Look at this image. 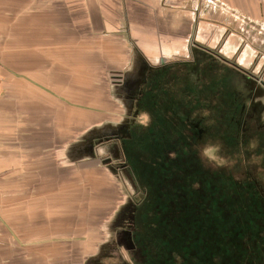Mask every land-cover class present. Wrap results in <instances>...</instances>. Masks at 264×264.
Here are the masks:
<instances>
[{
	"label": "crops",
	"instance_id": "crops-1",
	"mask_svg": "<svg viewBox=\"0 0 264 264\" xmlns=\"http://www.w3.org/2000/svg\"><path fill=\"white\" fill-rule=\"evenodd\" d=\"M210 63L238 72L228 101L262 132L264 0H0V264H107L106 239L90 248L55 229L66 187L97 158L83 141L99 126L67 127L66 108L99 94L112 106L119 73L172 65L180 84Z\"/></svg>",
	"mask_w": 264,
	"mask_h": 264
},
{
	"label": "rangeland",
	"instance_id": "rangeland-1",
	"mask_svg": "<svg viewBox=\"0 0 264 264\" xmlns=\"http://www.w3.org/2000/svg\"><path fill=\"white\" fill-rule=\"evenodd\" d=\"M222 68L223 65L218 63L207 64L202 68L205 76H207L206 79H203L202 77L201 79L199 78L198 81L194 84H190L185 81L184 78H179L181 80L180 85H182V87H185L187 85H192L194 87L202 86L204 90L209 93V95L211 91L218 90L222 95L221 101H227L229 99V85L231 81L235 79V76L238 72L230 67H227V70H224ZM142 86H146V82H143ZM144 89V104L141 105L142 109L140 115L141 117H143L144 122L148 123L151 127H154L156 120L155 107L157 106L156 102L158 101V97L156 96V88L145 87ZM70 94L72 95V93ZM75 98L76 100L78 99L77 94ZM83 98L84 100H87L89 102L82 108H66L67 127L70 126L69 122L74 119L75 121L80 120L79 118L81 117V133H84L86 129L93 126L103 125L102 123L109 120L110 118H115L114 120L118 121L124 114V109L121 108L122 106L119 101V103L116 101H112L113 105L110 106L111 103L101 102L100 94L98 97H89V95H85ZM207 101L208 106H213L212 102H209V100ZM221 104H223V102H221ZM226 109L227 111H225V119L220 120V122L218 120V122L214 123L215 115L212 114L213 117L210 119V122L207 123L209 126V133L211 134L215 131V128L213 127L214 124L217 126H221L222 128L224 127V130L222 132L225 135V138H223L225 140L222 139V141H209V147L213 150L212 155L214 159L203 155L200 146L199 154L201 156L199 155V159H202V161H197L195 155L190 156L189 158L191 160V166L194 167L191 170L194 171V181H189L192 180V178H190V176H187V178L189 179L188 182H186L189 184L188 189L191 188L189 191L191 195L200 192L199 186H204L203 190H205L206 186L213 184L214 175L218 177L219 174L218 179L220 180V174L224 175L225 173H227L226 175H229L233 180H236L243 176V173L241 172L245 170L246 166L250 165L247 168H249V171H251L250 167L252 165L260 163L259 157H256L253 150V145H255L256 142V137H254L256 132V125L254 121L248 123V121L246 120L247 122H245V120L241 118V115L229 112L232 110V108ZM232 118L234 119L233 121ZM167 124L168 123H162V127L160 126V131H163V128H167ZM177 127L179 128L178 133H182V128L184 127V125L178 124ZM171 129L172 126L170 124L167 131ZM136 130H138V128H136ZM136 130H134L132 134L138 137L139 130ZM76 131H78V128L76 129ZM145 141L144 138L138 137L136 140H132L131 144L126 149V151L129 153L131 165L135 168L138 175L143 179L147 176V174H150V168L160 169L159 164H156L157 166L155 165L154 155L144 145ZM148 144L151 150H153L154 141L151 140L148 142ZM106 153L107 151L100 149V153L97 154L98 157L94 160L92 159V161L90 162L91 166L93 164L96 165L92 168L87 167L88 162L81 163L83 166V170L81 171L82 173L79 182H72L70 185H68L65 189V198L60 200L62 204L58 208L57 214L65 217V220L59 222V225L55 229L75 231L73 233H70L73 235L68 236L67 242H70V240L72 239H74L75 241H87L90 245V248H94L95 246L101 244L104 239H106V241L102 243L104 247L103 251H105L107 249L105 248V246H107L105 244L107 242L111 243L112 239L109 238L110 229L113 230L114 236L115 226L119 227L121 225L119 221L116 222L117 213L129 197L137 200L138 202H142L143 200V203L139 210V215H137L138 217H135L132 221V225L135 228L133 235L135 234L137 247L142 251V253L141 251L139 252V255L141 256L139 264H180L183 259L179 253L182 252L183 257L186 258L187 255L194 251L196 257V254L202 255V253L205 252L203 250V246L207 248L212 256H215L213 259L211 258L208 262H205V264H213L211 261L217 260V256H219L217 251L219 250L221 254V248L224 246L227 247V244L224 245L222 243L223 240H230L232 242H235V240L233 239H236V241L240 242L241 245L238 246L235 244V250L233 252V249L231 248V253H243V238L239 236L241 234H237L235 230L229 225V228L228 226L226 227V223L231 222V220H225L214 216L215 209L217 208L219 211L218 204H220V202L217 204V198L214 201L215 203L209 209L213 213V216L209 219H202L200 221L197 219L191 220V217H186V219L172 218L173 213H169V211H166L167 214H164L165 209H168L171 203H166L165 195L167 194L166 196L169 200L170 198H172L171 195H173L176 190L182 189H176L175 187L176 185L178 187L180 186L177 181L183 183L185 182V180L181 179L185 177L183 174L177 172L174 168L175 170H173V173L177 174V179L172 181L170 185L167 183V188L164 189V192H160V190L162 189L160 188L161 183H152L153 180L151 179V176L148 175L147 180H150L151 182H144L147 188L141 190L138 189L137 191L134 190L130 186V184H128V179H125L124 174L123 178L116 177L115 174H113L108 169V167L104 165L102 159L105 158ZM122 156L124 157L123 153ZM172 156H175V162H180L179 171L184 172V165L186 163L182 159L185 157H182L181 159V155L178 154L177 156L175 152H173ZM202 163L203 168L212 165L220 166L223 167V170L225 172L218 173L211 171V174L202 175L200 171H196V168H199ZM177 165H179V163H177ZM239 166L242 168V171L238 168ZM205 173L208 172L205 171ZM255 174H260L258 168ZM170 175L172 176L173 174ZM232 179L226 178L224 180L225 186L227 183V186L231 188L233 184H236V182H234ZM258 180L264 186V178L259 177ZM231 182L234 183L232 184ZM247 182L250 183V181L248 180ZM240 185L244 188L246 187V184ZM72 186H76L77 188L80 186V193L78 190L71 192L70 189L72 188ZM217 187V184L211 186L213 190H217L216 193L218 195V190L220 189ZM183 189H185V186L183 187ZM227 199L231 200L229 196L227 197ZM178 200H181V197H178ZM192 206L194 207V211L202 208L207 213L209 212L208 210H206L205 207H207V205L202 199H200L199 201H194ZM246 208L250 212V215L247 212V215L250 216L247 217V219H250L251 217L259 214L258 211H251L250 208L253 209V206L250 207V205L246 204ZM112 212H114L113 223L109 229L108 226L106 227L104 224L102 225L105 220H100V218L106 213V216L109 218L112 215ZM187 213L191 214L190 212ZM238 219L242 221L240 217H238ZM222 221H224L225 225L221 223ZM91 222L97 223L94 229L91 228L93 227L92 225L89 228ZM55 225L56 221H51V227H54ZM192 225L194 228L192 227ZM95 229L98 234L96 233ZM102 229L106 230L107 235H100L101 232L103 233ZM90 232L92 234H90ZM222 236H224L223 240L221 238ZM108 238L110 239L109 241ZM113 243H115V241ZM109 251H111V256H108L107 264H138L134 261V259H132V253H130L124 246H120L118 248V245L115 243V245L113 244V248ZM211 252L215 254H212ZM260 258L261 256L258 253L256 259L260 260ZM191 261L192 258L191 260L183 261L181 264L197 263V259L192 263ZM219 262L220 264H223L224 261H221L220 259ZM228 263L229 262H226V264Z\"/></svg>",
	"mask_w": 264,
	"mask_h": 264
},
{
	"label": "flooded vegetation",
	"instance_id": "flooded-vegetation-1",
	"mask_svg": "<svg viewBox=\"0 0 264 264\" xmlns=\"http://www.w3.org/2000/svg\"><path fill=\"white\" fill-rule=\"evenodd\" d=\"M196 66L197 65L195 64L193 67ZM168 68H172V65H163V67L161 66L157 69L145 71L144 75L141 77L139 75L132 78H128L126 76L123 77L121 73L115 75L113 82L117 83L116 86L118 88H115L114 97L124 108V114L118 121L108 122L106 126H99L96 131L92 132L90 135L91 137H89L92 138L93 141H90V143L88 141H83V146L85 147L87 144L91 145L92 152L96 151L95 157H98L97 154L100 153V149L107 151L105 158L102 159L104 165L107 166L116 177L123 178L124 174L125 179H128V184H130V186L137 191L138 189L141 190L147 188L144 182L150 181L147 180V176H151L152 172L147 174V176L143 179L138 175L135 168L131 165L129 153L126 151V149L131 144L132 140L134 141L138 137L144 138V141L146 139V144L144 142V145L154 155L155 165H160V169H156L159 173H164V171L173 173V170H175L172 165V163L175 162V156H172L173 152H175L177 156L180 154L182 157H185L186 159L183 160L186 163L184 165V171L186 174L185 182L183 183L177 181L180 186L178 187L176 185L175 188L182 189L176 190L173 195H171L173 199L170 198L168 200V197L166 196L167 194L165 195L166 203L171 202L169 208L165 210L169 211V213H173L172 218L175 219H186V217H191V220L197 219L201 221L202 219H207L213 216V213L209 209L215 203L214 201L216 198L217 201L226 200L224 196V186L222 185V181L218 179L219 174L218 177L213 174V184H218L217 188L220 189L218 190V195L215 190H210L211 185L206 186L205 190H203L204 186H199V191L201 188L202 190L199 193L191 195L189 192L191 188L188 189L189 184L186 183L189 179L187 176L192 178V180L189 181H193L194 171L191 170L194 167L191 166L189 159L190 156L195 155L196 160L201 162L202 159H199V146L203 150L204 147H209V141H222V139L225 138V135L222 132L224 127L222 128L221 126H217L215 124L213 125L215 131L212 134L209 133V126L207 123L210 122V119L213 117L212 114L215 115L214 123L218 122V120L220 122V120L226 118V108H230L232 106V110L229 112H233L238 115H241V113L244 112L246 115H242V117H240L243 118L245 122L248 121V123H250L253 120L251 119V114L249 113L250 111H241L240 109H237V106L234 105V101H232L233 104H231L232 102H229L228 100L221 101L222 95L218 90L211 91L209 95V93L204 90L202 86L194 87L192 85H187L182 87V85L174 81L173 77H170V75L165 72L168 70ZM146 72L148 73L147 76L145 75ZM184 74L182 75L185 76ZM185 77L183 78L185 79ZM190 77L191 80L187 79L188 83L190 84H194L199 78H207L204 71L202 69H198V66L193 70V73L190 75ZM143 82H146V86H142ZM145 87L156 88V96L158 97V101L156 102L157 106L155 107L156 120L154 127H151L148 123L144 122L143 117L140 115L142 109L141 105L144 104L143 96L145 93ZM241 94L243 93L240 92V96ZM207 100L212 102L213 106H208ZM221 102H223V104H221ZM168 111H170V116L165 118V115ZM233 118L232 121L234 120ZM162 123L168 124L167 128H163V131H160V126ZM170 124L172 129L167 131ZM178 124L184 125L182 128V133H178ZM136 128L139 130L138 137L132 134ZM255 129L256 132L254 137H256V145L253 147V150L256 157H259L260 163H256L254 168H258L260 174H254V176L252 174V176L254 183L257 184L256 187L263 188V185L260 183L258 178H264V128L262 132L259 131L262 129L259 126H255ZM86 138L88 139V137ZM151 140L154 141L153 150H151L148 144V142ZM122 153L124 154V157L122 156ZM166 157H169L168 161L165 159ZM196 171H200L202 175L211 174V171L218 173L225 172L223 167L220 166L212 165L203 168V163L199 168H196ZM205 171L208 173H205ZM253 171H255V169H253ZM177 172L184 174V172L179 170H177ZM159 177H161V175H159ZM220 177H222V174H220ZM176 179L177 175L173 177V180ZM240 179V184L245 185L247 180H244L242 177ZM184 186L185 189H183ZM178 197H181V200H178ZM127 199L128 200H126L125 204L118 211L116 217V222L119 221L121 225L119 227L115 226V237L113 235L110 237L112 238L111 243H109L106 248L107 250L112 249L113 244L115 245V243L118 245V248L120 246H124L130 253H132V259H134V261L139 264V260H141L139 252L141 250L137 247L135 234L133 235L135 228L132 225V221L135 217H138L137 215H139V210L143 200L142 202H138L133 198L128 197ZM200 199H202L207 205L205 208L209 211L208 213L202 208L195 211L193 210L194 207L192 205L194 201H199ZM218 207L219 211L216 208L214 216L226 220L227 213L225 206L220 203V206L218 204ZM187 212H190L191 214ZM114 241L115 243H113Z\"/></svg>",
	"mask_w": 264,
	"mask_h": 264
},
{
	"label": "trees",
	"instance_id": "trees-1",
	"mask_svg": "<svg viewBox=\"0 0 264 264\" xmlns=\"http://www.w3.org/2000/svg\"><path fill=\"white\" fill-rule=\"evenodd\" d=\"M165 116H166L165 118L169 117L170 111H168ZM253 147H255V145H253ZM165 159L168 161L169 157H166ZM181 159H182V156H181ZM185 159L186 158H183L182 160H185ZM177 163H179V165H177ZM172 165H173V168L176 169V171L179 170L180 162L172 163ZM248 166H246L245 170L243 171L241 170L242 168L240 166L238 167L242 171L241 173H243L242 178L244 180L250 181V183L246 182L245 188L240 185L241 183L240 178L233 180L232 177H230L229 175H226L227 173L222 175L220 181H222V185L225 187L223 188H224V196L226 200L217 201V203L220 202L223 206H225L226 213H227L226 220L227 219L231 220V222L226 223V227L229 225L235 230L237 234L240 233L241 235H243V236L239 235L240 237L243 238L242 239V243L244 246L242 249L243 253L242 254H239V253L232 254L231 253L232 249H233V252L235 250V244L240 246L241 245L240 242L236 241V239H233L235 240V242H232L230 240H223L224 236H222L221 237L223 240L222 243L224 245L227 244V247L224 246L221 248L222 249L221 254L219 250L217 251L220 257L217 256V260H212L211 262L213 264H220L219 262L220 259L221 261H224L223 264H226V262H229L228 264H264V186L263 188L256 187L257 184L254 183L253 176L255 174L254 172H257V168H254V165H252L250 168L255 169V171L251 172L249 171V168H247ZM150 170L152 172L151 179L153 180V183H157V182L161 183L160 188L162 189L160 190V192L161 191L164 192V189L167 188L166 184L168 183L170 185L172 181H174L173 177L177 175L176 173H172L168 171H164V173H159L156 169H153V168H150ZM170 174H173V175L171 176ZM159 175H161V177H159ZM183 175L185 177L181 179L185 180L186 178L185 171ZM225 175H226V178H231L234 182H236V184H233L234 182L233 183L231 182L233 184L231 188L227 186V183L225 186V183H224V180L226 179ZM214 185L216 184L215 183L211 184V186H214ZM210 190L213 191L212 188H210ZM228 196L231 198V200L227 199ZM246 204L250 205V207L253 206V209L250 208L251 211L253 210H255V212L258 211L259 214H257L254 217H251L250 219H247V217H250L249 216L250 212L247 210ZM247 212L249 213V215H247ZM164 214H167L166 210L164 211ZM238 217H240L242 221H240ZM221 223L224 224V221H222ZM235 227L239 229L240 231L237 230ZM203 250L205 252H203L202 255L196 254V257H195L194 251L193 252L190 251L191 253L187 255L186 258L183 257L182 252L179 254L182 257L183 261L191 260L192 258L191 263L197 259L196 264H205V262H208L211 258L213 259L215 256H212L210 252L207 250V248H205L204 246H203ZM258 253L261 256L260 260L256 259V256L258 255ZM212 254H215V253H212ZM183 261H181L180 264Z\"/></svg>",
	"mask_w": 264,
	"mask_h": 264
},
{
	"label": "clouds",
	"instance_id": "clouds-1",
	"mask_svg": "<svg viewBox=\"0 0 264 264\" xmlns=\"http://www.w3.org/2000/svg\"><path fill=\"white\" fill-rule=\"evenodd\" d=\"M202 152H203V155H205V156H207V157H209V158H213L214 159V157H213V155H212V153H213V150L210 148V147H204V149L202 150ZM211 153V154H210ZM219 162V161H218Z\"/></svg>",
	"mask_w": 264,
	"mask_h": 264
},
{
	"label": "built area",
	"instance_id": "built-area-1",
	"mask_svg": "<svg viewBox=\"0 0 264 264\" xmlns=\"http://www.w3.org/2000/svg\"><path fill=\"white\" fill-rule=\"evenodd\" d=\"M0 68H1V65H0Z\"/></svg>",
	"mask_w": 264,
	"mask_h": 264
},
{
	"label": "snow or ice",
	"instance_id": "snow-or-ice-1",
	"mask_svg": "<svg viewBox=\"0 0 264 264\" xmlns=\"http://www.w3.org/2000/svg\"><path fill=\"white\" fill-rule=\"evenodd\" d=\"M211 154V153H210Z\"/></svg>",
	"mask_w": 264,
	"mask_h": 264
}]
</instances>
